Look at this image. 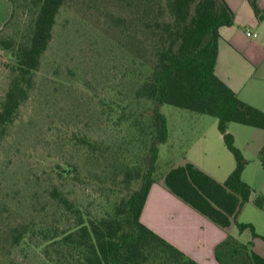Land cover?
<instances>
[{
	"label": "rangeland",
	"instance_id": "374dc122",
	"mask_svg": "<svg viewBox=\"0 0 264 264\" xmlns=\"http://www.w3.org/2000/svg\"><path fill=\"white\" fill-rule=\"evenodd\" d=\"M37 12L17 1L0 31V107L17 67L15 52L28 41ZM151 36L141 29L138 42L150 47ZM143 61L126 44V0H65L28 98L0 139V264H54L45 256L41 231L73 225L54 191L100 218L112 213L127 185L136 186L154 107L138 97L150 73ZM160 112L168 138L159 147L155 181L189 160L203 163L207 153V164L219 169L224 183L237 163L219 120L170 105ZM227 132L247 162L243 181L260 192L264 130L229 123ZM257 213L264 217L247 204L234 227L256 225L238 226V235L255 240L254 233L264 232Z\"/></svg>",
	"mask_w": 264,
	"mask_h": 264
},
{
	"label": "trees",
	"instance_id": "16d2710c",
	"mask_svg": "<svg viewBox=\"0 0 264 264\" xmlns=\"http://www.w3.org/2000/svg\"><path fill=\"white\" fill-rule=\"evenodd\" d=\"M13 7L17 1L10 0ZM38 9L28 41L15 52L17 67L0 107V139L27 100L33 74L41 65L65 0H21ZM256 17L264 21L258 0H249ZM234 12L225 0H126V44L134 57L143 59L150 73L138 97L153 104L149 112V146L137 175L136 186L128 183L111 214L100 218L84 214L67 197L57 192L53 199L71 213L73 225L66 231H41L46 258L54 264H198L156 234L141 221L157 169L160 145L167 141L162 105H170L219 120V130L237 166L224 183H219L191 163L171 169L164 177L166 188L219 227L237 222L254 190L242 179L247 165L229 123L264 130V112L245 103L216 75L220 29L234 24ZM149 32L150 47L138 42L139 30ZM142 45V46H141ZM144 53H143V52ZM146 60V61H145ZM264 162V149L262 151ZM254 205L264 211V194ZM240 230L252 225L238 224ZM264 240V236H258ZM18 242V241H17ZM251 264L264 258L250 252Z\"/></svg>",
	"mask_w": 264,
	"mask_h": 264
},
{
	"label": "crops",
	"instance_id": "0c3cea01",
	"mask_svg": "<svg viewBox=\"0 0 264 264\" xmlns=\"http://www.w3.org/2000/svg\"><path fill=\"white\" fill-rule=\"evenodd\" d=\"M225 2L235 18L232 26L220 29L216 75L242 101L264 112V21L256 17L249 0ZM258 5L264 11V0H258ZM13 10L10 0H0V31ZM204 156L203 163L196 160L187 163L222 183L217 177L219 169L207 164V153ZM210 159L214 160L212 156ZM259 191L250 199L253 204L258 194H264V189ZM256 216L264 227L263 215L257 213ZM141 221L198 264H251V251L264 258V243L260 237L252 240L247 235H238V223L234 227V222L229 228L219 227L172 194L164 181L152 185ZM248 225L255 227L256 222ZM257 235L264 236V232Z\"/></svg>",
	"mask_w": 264,
	"mask_h": 264
},
{
	"label": "built area",
	"instance_id": "2783aa9c",
	"mask_svg": "<svg viewBox=\"0 0 264 264\" xmlns=\"http://www.w3.org/2000/svg\"><path fill=\"white\" fill-rule=\"evenodd\" d=\"M250 35V34H249Z\"/></svg>",
	"mask_w": 264,
	"mask_h": 264
}]
</instances>
